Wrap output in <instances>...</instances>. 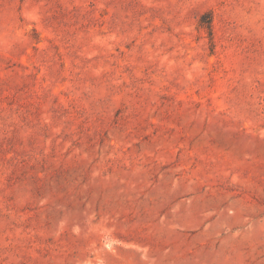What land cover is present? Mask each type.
I'll return each instance as SVG.
<instances>
[{"label":"rangeland","instance_id":"374dc122","mask_svg":"<svg viewBox=\"0 0 264 264\" xmlns=\"http://www.w3.org/2000/svg\"><path fill=\"white\" fill-rule=\"evenodd\" d=\"M0 264H264V0H0Z\"/></svg>","mask_w":264,"mask_h":264}]
</instances>
